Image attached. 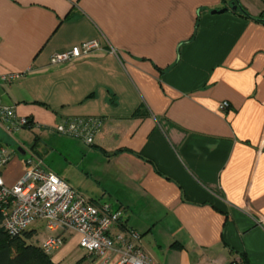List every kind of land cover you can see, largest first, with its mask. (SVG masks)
I'll return each instance as SVG.
<instances>
[{"label": "crops", "instance_id": "0c3cea01", "mask_svg": "<svg viewBox=\"0 0 264 264\" xmlns=\"http://www.w3.org/2000/svg\"><path fill=\"white\" fill-rule=\"evenodd\" d=\"M95 39L92 54L51 63ZM0 99L36 133L103 119L91 147L76 140L105 166L102 194H84L124 208L114 232L140 233L157 264H264V0H0ZM16 144L8 186L27 169ZM33 229L41 245L52 234ZM78 239L53 261L103 264Z\"/></svg>", "mask_w": 264, "mask_h": 264}, {"label": "built area", "instance_id": "2783aa9c", "mask_svg": "<svg viewBox=\"0 0 264 264\" xmlns=\"http://www.w3.org/2000/svg\"><path fill=\"white\" fill-rule=\"evenodd\" d=\"M101 48L102 42L98 39L85 41L55 53L51 63L71 62ZM20 76L22 74L3 75L1 79L12 81ZM219 108L228 109L230 103L224 101ZM31 122L29 117L19 116L14 106L5 105L0 99V123L7 134L13 135ZM102 126L100 117H71L54 130L91 145ZM13 154L14 150L0 141V170L11 161ZM0 214L5 231L14 236L38 223L43 224L52 233L42 244L50 255L65 243L68 233H74L79 237V247L100 256L103 264H111L116 257V264H157L140 243V233L128 228L114 232L116 226L124 224V208L94 201L33 157L27 160L26 171L14 185H6L0 174Z\"/></svg>", "mask_w": 264, "mask_h": 264}, {"label": "rangeland", "instance_id": "374dc122", "mask_svg": "<svg viewBox=\"0 0 264 264\" xmlns=\"http://www.w3.org/2000/svg\"><path fill=\"white\" fill-rule=\"evenodd\" d=\"M36 134L40 136L39 139L35 138ZM0 135L10 142L11 149L16 150V156H20L16 141L23 144L27 152L26 164L27 160L33 157L46 169L56 171L69 179L72 186L80 188L86 195L92 192L96 195L102 194L99 191L102 187L100 178L103 176L105 166L102 165L101 153L88 154L77 145V141H80L85 147H91L83 140L54 129L41 130L37 133L31 129H20L11 136L0 127ZM105 196L106 200L111 199L109 194Z\"/></svg>", "mask_w": 264, "mask_h": 264}, {"label": "trees", "instance_id": "16d2710c", "mask_svg": "<svg viewBox=\"0 0 264 264\" xmlns=\"http://www.w3.org/2000/svg\"><path fill=\"white\" fill-rule=\"evenodd\" d=\"M241 9L245 12L243 8ZM33 128L32 122L26 127ZM35 138L39 139V135L36 134ZM36 236L37 232L33 228L20 235H10L2 226L0 214V264H56L52 255L44 251ZM244 264L249 263L244 259Z\"/></svg>", "mask_w": 264, "mask_h": 264}, {"label": "water", "instance_id": "95a60500", "mask_svg": "<svg viewBox=\"0 0 264 264\" xmlns=\"http://www.w3.org/2000/svg\"><path fill=\"white\" fill-rule=\"evenodd\" d=\"M238 8H240L239 4H237V5L234 4V6H233V10L236 11ZM226 11H227V9L224 8V9H221V10H214L213 13H224V12H226Z\"/></svg>", "mask_w": 264, "mask_h": 264}]
</instances>
